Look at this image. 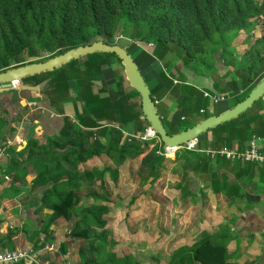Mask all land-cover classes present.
<instances>
[{
  "label": "trees",
  "instance_id": "obj_1",
  "mask_svg": "<svg viewBox=\"0 0 264 264\" xmlns=\"http://www.w3.org/2000/svg\"><path fill=\"white\" fill-rule=\"evenodd\" d=\"M144 23L147 26L142 29ZM258 24L260 29L254 38L250 40L242 36L241 31L249 32ZM129 25H132L131 38L149 39L162 46L169 43L181 46L185 53L184 64L190 65L204 61L202 55L208 44L222 45L219 49L221 55L232 53L235 46L230 42L241 37L245 66L237 68L224 87L219 84L221 78H214L213 87L208 90L211 94L216 91L228 93L231 106L243 100L264 76V0H0V71L25 62L42 61L95 40L117 43L115 36L121 28ZM133 45L131 43L130 47ZM24 55L30 57L29 60H22ZM106 56L113 57L121 65L113 53L93 52L52 71L21 80L33 85L47 80L42 93L49 106H56V100H61L62 104L65 98L72 97L75 116L72 119L61 109L56 110L62 115L61 128L46 136L42 144L37 142L38 148L28 144L23 159L12 158L10 165L6 159L2 167L9 180L1 177L0 182H8L4 196H8L10 190L19 193L17 182L21 178L17 169L22 167L24 160L31 159L36 153L59 157L56 165L37 173L27 190L31 196L39 185L51 179L36 208L37 212L47 206L51 208L43 226L46 235L52 236L50 226L64 218L71 222L67 234L77 249L78 264H143L135 253L138 245L155 238L166 240L168 235L164 222L168 200L156 209L147 207V217L145 215L140 221L131 216L132 205L146 192L155 199L156 189L165 185L174 187L177 191L174 204L190 202L199 205L194 210L196 221L202 217L209 200L208 193L216 198L218 210L242 203L251 204L245 186L258 164L235 162L219 155L211 157L205 150L235 145L244 149L252 134L264 135V96L257 100L261 107L255 101L236 118L208 129L203 138H198L195 150L180 149L172 157L163 156L158 153L165 150L161 141L138 137L150 126L139 101H131L134 95L139 96L136 90L129 92L121 87V75L115 74L117 88H109L107 96H99L101 89L92 91L97 76L106 65ZM70 80L74 82V91L69 87ZM167 80L172 85V81ZM173 87V92L181 93L185 106L172 123L167 116L161 117L168 134H176L222 111L207 112L209 99L194 86ZM77 102L81 105V112ZM129 122L134 123L136 134L126 130ZM73 156L75 159L70 166L63 167L61 159L69 161ZM169 165L170 173L182 172L170 184L165 174ZM189 172L196 175V182L188 178ZM146 180L151 182L148 189L143 186ZM199 182L204 184L199 185ZM119 208L125 210V215L118 223L125 222L129 235L135 233L137 225L142 223L144 236L134 245L130 241L135 239L124 238L112 226L111 214ZM233 224L234 220L227 219L220 222L216 230L206 228L188 240L176 236L173 238L176 241H169L173 245L170 252L166 250V259L163 253L160 257L159 249L155 252L154 264L159 260H167L165 264H187L188 259L193 264H255L238 261L247 247L242 245V240H236ZM24 228L8 225L7 231L0 233V250L13 248V239ZM116 231L119 235H115ZM37 242L35 240L34 245ZM67 251L68 244L60 243L54 259L47 258L48 253L53 252L50 251L46 253V261L60 264L55 258Z\"/></svg>",
  "mask_w": 264,
  "mask_h": 264
},
{
  "label": "rangeland",
  "instance_id": "obj_2",
  "mask_svg": "<svg viewBox=\"0 0 264 264\" xmlns=\"http://www.w3.org/2000/svg\"><path fill=\"white\" fill-rule=\"evenodd\" d=\"M146 26H147V23H144L143 25H141L142 29L146 28ZM259 29H260V25L258 24L253 29H251L249 32L241 31V34L242 36H245L246 38L249 37V39L251 40L258 34ZM124 31L126 32V34L129 33L128 36H130L132 32V25L126 26L125 28H121L119 33L124 32ZM134 38L138 39L137 36ZM240 39L241 37H238V38L233 39L230 42V45L233 44L232 46H235L232 53L227 52V53H222L221 55L222 63L220 64V66L222 65L223 68H220V69H223V71H221L220 74L222 75L219 76V74H217L218 76L215 75L214 78L216 79L221 78V81L219 84L222 87L227 85V82L231 79L232 74L235 73V70L237 68H241L245 66V63L243 61L246 58V55L242 56L241 54L242 42H240ZM32 40L34 41V39ZM249 42L250 41H248V43ZM153 43L157 45L155 42ZM157 46H160V48H158L159 51L163 50L161 49V47H166V49H168L169 47V51H168L169 54L166 57L168 59V63H171L172 61L176 62L177 60L184 59V56H185L184 50L181 46H178L176 43H172V44L169 43L165 46H162V45H157ZM220 46L222 45L219 44V45L213 46V45L208 44L206 52L204 53L205 56H208L206 57L208 60L207 62L208 64L214 62L212 59V56L214 55V53L219 52V49H221ZM39 55L40 56L42 55L41 52L39 53ZM27 58L29 60L30 57H26V55H24L22 60H27ZM181 62H182L181 66H183V61ZM164 63L166 62L164 61ZM193 66L196 67V65H193ZM146 80H147V83L152 88V90H154L152 85L153 84L157 85L159 82L156 76H155V80H152L150 78H146ZM15 86H18V85H15ZM207 90H211V89L207 88ZM153 92L154 91H150V93H153ZM263 100H264V97H263ZM60 101L56 100L57 102L56 106L51 105V108L55 111L62 109L63 105L61 104ZM258 103H259L258 104L259 107H261V103L260 102ZM231 104L232 102L227 98L224 100H221L219 101V104L214 105V111L215 109L216 111L222 110V109L225 110L229 108ZM48 107L50 108L49 102L46 96L42 93V91L35 92V91L12 89V90L4 91L0 93V127H2L0 128V141L3 140L8 134H13L19 128L18 126H20L21 122L23 121L22 130H20V132L23 134V137L25 139V145L20 150H17L14 152L15 153L14 157H11V158L9 157L7 159L8 165H10L9 161L12 158L19 157L21 160L26 156V153H25L26 151L24 150L27 148L26 146H28V144H30L31 146L34 145L35 147H37L36 146L37 142H39L38 144H42V142H44L45 136L46 135L48 136L49 132H54V130L57 128V125H56L58 124L57 119L55 118L53 119L47 116L46 110L51 111L50 109H48ZM41 109H44L46 113L42 114L40 112ZM30 110H33V112H31V115H28L30 113ZM1 123H4V125L1 126ZM200 138H203V135H201ZM73 159H75V156H73L72 159H69V161H63L61 159L62 166L65 168L69 167ZM59 161H60L59 157L57 158V156H50V154L48 153H45L42 155L39 153H36L31 159L29 158V159L24 160L22 162V165H20L22 167L17 169V174L21 178L20 181L17 182L18 183L17 186L20 187L21 191L19 193H16L10 190L8 191V196H7L8 198H5L6 199L5 201L0 200V210L2 209V211L0 212L1 214L0 221L8 219V222H10L11 225L21 224V226L25 227L24 233L26 232V235H24L23 233L19 235L21 232L20 231L18 236L13 239V242H14L13 248L28 245V244H33L35 240L37 239L39 240V237H43L45 240H49L51 243L55 245L57 249H59L60 243H63V242H60V240H55V237H48V235H46L47 233H45L43 226L48 221V215L51 212V208L47 206L40 212L36 211V208L39 204V197L41 196L42 191L51 183V182L49 183V180L51 179L48 178L44 183L39 185L36 188V192L32 194L31 196H28V192H27L32 180L34 179V177L37 175V173L40 170H43L45 167H48V166L53 167ZM178 164H180V162H178ZM169 166L170 168L166 170L165 174H166V177L168 178V183L170 184L173 180H175L176 176L177 177L178 175L180 176L182 172L178 174L176 173L174 174L173 172L170 173L171 165ZM188 178L196 182L195 181L196 175L194 173L189 172ZM7 184L8 182H4V181L0 182V193L1 192L4 193L6 191L5 187H7ZM150 184L151 182L146 180L143 183V186L145 189H148ZM203 184H204L203 182H199V185H203ZM133 187L135 186L133 185ZM156 190L157 191L155 193V196H156L155 199H152L150 194L146 192L145 195L141 199L137 200L132 205V208H134V210L131 213V216L135 220L137 219L140 221L141 218L145 217V215L147 217V213H148L147 207L151 206L153 209H156V207L160 206L163 202L166 204V200H168V205L166 207V210L168 212L166 211V213H164L165 215L164 222H165L166 227H168L167 228L168 235L166 236L167 238L166 240H161V241L155 238L147 242H144V245H138L135 253L138 259L142 261L143 264H154L156 261L153 259V256L157 254L155 252L158 249L159 250L157 252L158 254H160V257H162L161 254L163 253V256H164L163 258L166 259V250L170 252V249L173 245L169 241H172V242L176 241V240H173V238H175L176 236H179V237L181 236V237H184V240H188L193 237H197L199 234H201L203 230H206V228H212L216 230L217 225L220 224V222H224L225 220H227L229 216L232 217L233 215L232 212H234L235 210V209H232L231 206L226 207L223 210H218L216 206V198L214 197L213 194L208 193L209 200L207 202L206 207L202 211L203 212L202 217L199 221H196L194 219V216H195L194 210L197 209L199 205H193L190 202L188 203L186 202L180 205L174 204L173 198L176 195L177 191L172 186L165 185L164 188L162 187V189H156ZM114 200L117 201V198L114 197ZM128 200L129 198L127 199V202ZM2 202H4V206H2ZM233 207H235V205H233ZM7 210L9 214L7 213ZM124 215H125V210L123 208L116 209L113 212V214H111L112 226L115 229H118L122 233V236H124V238L131 237L135 239L133 240V242L130 241L131 245H134L135 242L139 241L137 239L142 238L144 236L142 232V223L141 225H137L134 231L135 233L129 235L128 230L125 227L126 226L125 222L121 221L120 224L118 223L120 219L124 217ZM60 220H61L60 222L63 223L64 226H67V223H69L64 218H60ZM42 230H44V232ZM117 231L115 235H119V232ZM68 241L71 243L73 242V239L68 240ZM143 241L144 240H141V242ZM80 242L83 243V240L82 241L80 240ZM242 245L246 246L248 250L249 247L248 245H246V242H242ZM55 253L56 251L48 253L47 258L48 257L53 258ZM253 255L256 256L255 253ZM247 256H248V253L245 251L243 256L240 257L238 261L240 263H244L245 260H248ZM55 259H56L55 260L56 263L58 262L60 264L61 263L63 264V262L65 261L70 262V260L72 259V255L69 254L67 257H65L64 261H60L62 259V257L60 256ZM42 260L46 261V254L42 255ZM166 261L167 260H165V262L163 260H159L157 263L165 264ZM187 264H193L192 260L188 259Z\"/></svg>",
  "mask_w": 264,
  "mask_h": 264
},
{
  "label": "crops",
  "instance_id": "obj_3",
  "mask_svg": "<svg viewBox=\"0 0 264 264\" xmlns=\"http://www.w3.org/2000/svg\"><path fill=\"white\" fill-rule=\"evenodd\" d=\"M119 34H121L123 38L119 39L117 43L126 47L127 50L129 49L128 51L132 55L134 61H136L144 79L146 80V78H150L155 80V76L158 78V84L152 85L154 90H152L150 85L147 83V80L146 83L148 84L150 91H154L152 93V97L154 98L155 104H157L156 108L159 112L158 114L160 117L167 116V120L170 123L177 120L179 113L184 109L183 106H185V100H183L181 93L178 92L176 94L173 92V86H177V88L181 89L182 86L187 84L189 86H194L199 91L208 92L207 88H212L214 76H218L217 74H219V76L222 75L220 74V72L223 71V69H220L223 68L222 65L220 66L222 63L220 52L214 53L212 56L214 62L209 64L207 63L208 60L206 58L208 56L203 54V57L205 56V63L202 61V63H199V65H196V67L190 64H184V59L168 63V59L166 57L169 54V47L168 49H166V47H161L163 50L159 51L158 48H160V46L155 45L152 40L134 39L128 36L129 33L126 34L125 31ZM131 43H134L132 47H130ZM164 61L166 63H164ZM181 61H183V66H181ZM115 74H119L123 78L121 87L128 90L129 92H133L132 87L123 74L122 66L117 62L116 59L110 56H106V65L102 68L101 74L97 76V80L93 85V91L98 92L101 89L99 96H107L109 88H117ZM167 79L172 81V85ZM73 86L74 82L70 80L69 87L72 91H74ZM216 93L223 92L216 91ZM131 101L138 102L139 96L134 95L131 98ZM217 104H219V102L213 103L209 100L208 106L206 107L207 112H212L214 110V105ZM62 105L63 108L61 111H63V114L74 119L76 107L73 98L68 97L62 102ZM76 106L78 111L81 112L80 103L77 102ZM48 109L56 113V116L53 117V119L55 118L58 121V124H56L57 128L54 130V132H57L62 126V115L58 114L51 107H48ZM126 130L134 134L138 132L136 131L133 122H129L127 124ZM54 132H49L48 134L50 135V133L52 134ZM245 188L248 190V200L251 204L242 203L235 205V207L231 206V208L235 210L232 212V217H228V220H234L235 224H233V228L237 233L236 240H243L242 242H246L249 247L248 250L246 249V252L248 253V260L245 261L255 262V264H264V164H258L257 167H255V170L251 175V179ZM5 198H7V196H4V194L1 192L0 200L5 201ZM2 206H4V202H2ZM1 211L2 209L0 212ZM60 221L61 220H58L57 222L53 223L49 228V231L53 233L55 240H60V242H66L68 244L67 254H59V256L62 257L60 261H64L65 257L71 254L72 259L70 262L65 261L63 264H78V258L76 257L77 249L72 246V242L70 243L68 241L72 239L67 234L71 222L67 223V226H64ZM8 225H10L8 219L2 220V222H0V233H5L7 231ZM12 225L20 226L22 229L21 224ZM24 230L23 232L21 231L19 235L24 233ZM248 240H250V242ZM252 253H255L256 256Z\"/></svg>",
  "mask_w": 264,
  "mask_h": 264
},
{
  "label": "water",
  "instance_id": "obj_4",
  "mask_svg": "<svg viewBox=\"0 0 264 264\" xmlns=\"http://www.w3.org/2000/svg\"><path fill=\"white\" fill-rule=\"evenodd\" d=\"M93 52L113 53L119 58L126 80L129 82L132 89L136 90L139 95V103L145 120L165 146H179L186 144L190 140L198 139L208 129L214 128L224 122L236 118L248 108L252 107L255 101L264 96L263 76L256 83V85L251 88V91L243 100L225 110L218 112L217 114H213L195 123L185 130L176 134H168L162 123L161 117L158 114L149 86L132 55L126 47L121 46L118 43H104L102 40H95L86 45H79L70 48L63 53L49 57L42 61L24 63L22 65L13 66L0 71V93L12 89L43 92L47 84V80L38 85L22 83L21 80L34 74L52 71L73 59L81 58Z\"/></svg>",
  "mask_w": 264,
  "mask_h": 264
},
{
  "label": "built area",
  "instance_id": "obj_5",
  "mask_svg": "<svg viewBox=\"0 0 264 264\" xmlns=\"http://www.w3.org/2000/svg\"><path fill=\"white\" fill-rule=\"evenodd\" d=\"M122 38L120 34L115 36V40ZM203 95L207 97L213 103H218L221 100L227 98L225 93H215L211 94L209 92H203ZM47 111V116L53 118L56 116L55 112ZM33 110H30L31 114ZM40 112L45 114V110L41 109ZM23 121L21 122L19 128L13 133L8 134L3 140L0 141V179L9 180V175L6 174L4 167V162L17 150H20L25 145V139L23 134L20 132L22 130ZM141 139H153L158 138L157 134L151 129L146 128L143 133L139 134ZM160 141V140H159ZM198 139L190 140L186 144L179 146H165V152L162 153L163 156H174L175 153L180 150H195ZM161 145V143H159ZM171 150V152H168ZM207 154L211 157L217 155L226 158L231 161H241L250 162L255 164H264V135L252 134L251 137L246 141L244 149H239L236 145L232 148L222 147L220 149H208L205 150ZM1 217V214H0ZM37 244H28L24 246H19L13 249H2L0 250V264H17L19 262H24L25 264H48L47 261H42V255L50 251H56L55 245L43 237L37 240Z\"/></svg>",
  "mask_w": 264,
  "mask_h": 264
},
{
  "label": "bare ground",
  "instance_id": "obj_6",
  "mask_svg": "<svg viewBox=\"0 0 264 264\" xmlns=\"http://www.w3.org/2000/svg\"><path fill=\"white\" fill-rule=\"evenodd\" d=\"M165 151H166V150H164V152H165ZM164 152H163V153H164ZM168 152H171V150H168ZM158 153H159L160 155H162V153H161V152H158Z\"/></svg>",
  "mask_w": 264,
  "mask_h": 264
},
{
  "label": "clouds",
  "instance_id": "obj_7",
  "mask_svg": "<svg viewBox=\"0 0 264 264\" xmlns=\"http://www.w3.org/2000/svg\"><path fill=\"white\" fill-rule=\"evenodd\" d=\"M118 34H119V33H118ZM120 35H121V34H120ZM121 36H122V35H121ZM122 38H123V36H122ZM120 39H121V38H120ZM118 40H119V39H118ZM118 40H117V41H118ZM115 41H116V40H115Z\"/></svg>",
  "mask_w": 264,
  "mask_h": 264
}]
</instances>
